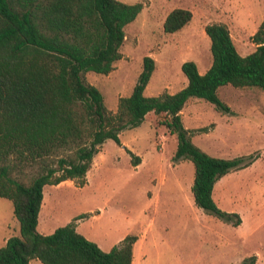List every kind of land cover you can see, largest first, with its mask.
I'll list each match as a JSON object with an SVG mask.
<instances>
[{"label": "trees", "instance_id": "1", "mask_svg": "<svg viewBox=\"0 0 264 264\" xmlns=\"http://www.w3.org/2000/svg\"><path fill=\"white\" fill-rule=\"evenodd\" d=\"M143 8V2L121 0H0V196L12 200L20 223V235L0 247V264H31L33 259L43 264H133L139 236L130 233L104 250L77 230L78 221L90 213L50 234L41 233L38 224L46 185L72 180L84 187L104 142L122 145L121 133L140 126L151 112L177 136L173 160L194 163L196 205L233 225L241 223L236 212L218 206L213 191L224 175L254 158L210 155L192 141L202 129L185 127L182 110L192 97L230 110L218 93L226 84L264 89V18L252 35L256 47L247 55L238 51L227 23L207 24L212 64L201 73L195 61H185L188 83L176 93L146 94L156 61L145 56L131 94L120 96L112 111L86 73L115 69L123 57L125 28ZM192 18L190 9L175 8L166 16L164 30L176 32ZM124 147L134 166L141 164L142 158Z\"/></svg>", "mask_w": 264, "mask_h": 264}, {"label": "rangeland", "instance_id": "2", "mask_svg": "<svg viewBox=\"0 0 264 264\" xmlns=\"http://www.w3.org/2000/svg\"><path fill=\"white\" fill-rule=\"evenodd\" d=\"M121 1L144 3L139 16L125 28L123 57L109 74L86 73L112 111H117L120 96L131 94L145 56L156 61L146 94L176 93L188 82L182 70L185 61H195L201 73L212 64L207 24L226 20L238 51L247 55L256 47L252 35L264 18V1L261 10L257 7L247 18L240 13L243 0ZM179 7L190 9L193 18L180 30L166 32V16ZM218 93L230 110L192 97L182 118L185 127L202 129L191 138L210 155L254 158L252 164L224 175L213 191L221 209L240 216L238 226L196 205L194 163L173 160L177 136L151 112L140 126L121 133L122 145L113 139L104 142L84 187L72 180L45 186L38 230L50 234L77 215L90 213L78 221L77 230L104 250L130 233L139 236L135 264H264V89L226 84ZM126 145L142 158L138 167ZM14 235H20V223L13 202L0 196V247ZM31 264L43 263L33 259Z\"/></svg>", "mask_w": 264, "mask_h": 264}, {"label": "crops", "instance_id": "3", "mask_svg": "<svg viewBox=\"0 0 264 264\" xmlns=\"http://www.w3.org/2000/svg\"><path fill=\"white\" fill-rule=\"evenodd\" d=\"M263 1L264 0H243V5L241 6V8H240V13L242 14V16H246V18L248 17V15H249V13H252V11H255L256 9H257V7H259L260 8V10H261V4H263ZM262 8H263V10H261V14L263 15V17H264V7L262 6ZM263 12V13H262ZM218 21H222V22H225V23H227L226 22V20H218ZM218 21H216V22H218ZM255 33V32H254ZM253 33V34H254ZM188 83V82H187ZM187 85V84H186ZM147 88H148V86H147ZM147 88H146V90H147ZM146 92V91H145ZM182 112H183V110H182ZM147 117V116H146ZM122 141V140H121ZM127 146V145H126ZM128 147V146H127ZM129 148V147H128ZM142 163V162H141ZM140 165V164H139ZM138 165V166H139ZM137 166V167H138ZM158 185H160V184H158ZM160 191L159 190H157L156 189V191H155V194H156V196L154 197V200H155V202H157V201H159L160 200ZM44 197H45V194H44ZM44 200H45V198H44ZM44 200H43V204H42V209H41V212L43 211V206H44ZM49 213V211L47 212V214ZM39 225H40V219H39V224H38V229H39ZM43 229L44 230H48L49 229V227L48 226H44L43 227ZM41 232V231H40ZM41 233H43V234H47V232H41ZM137 243V242H136ZM136 263V260H135V258H134V261H133V264H135Z\"/></svg>", "mask_w": 264, "mask_h": 264}]
</instances>
